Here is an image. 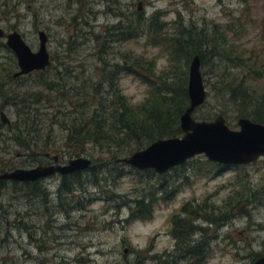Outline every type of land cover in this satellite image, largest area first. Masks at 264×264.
Listing matches in <instances>:
<instances>
[{"label":"rangeland","instance_id":"1","mask_svg":"<svg viewBox=\"0 0 264 264\" xmlns=\"http://www.w3.org/2000/svg\"><path fill=\"white\" fill-rule=\"evenodd\" d=\"M138 1L19 0L12 10V16L20 14L22 17L20 28L33 50L38 42V24L48 27L50 65L47 71L64 64L68 66L71 78H67L68 92H60L59 101L55 103L58 113L49 135L55 136L59 146L49 149L50 159L44 153L31 154L34 157L30 158L25 148L6 138V143L0 145V169L30 168L44 160L52 161L51 156L58 155L63 162L77 156L91 160L100 158L96 166L105 165L106 173L100 174L97 182H94L90 170L82 172L79 181L69 179L73 185L71 193L64 189L58 191L62 180L60 175L36 183L45 189V195L37 189L32 190V195H26L23 189L27 185L21 184V190L17 192L11 182L6 183L0 194V264H154L147 251L148 241L157 237V248L170 243L171 236L166 234L171 225L169 217H180V211L181 216H185V205L192 209L199 207L202 214L210 208L215 212L206 214L212 216L218 225L208 224L202 218L197 221L209 233L219 226L218 239L211 242L212 253L205 264H252L257 255H264V156L241 167H223L218 173L212 170L209 174L195 171L199 164L194 163V156L181 171L167 174L168 186L176 190L171 200L160 203L150 219L127 222L129 201L141 198L147 189L145 183H139L140 174L130 173L127 167H123L124 174L119 178L107 177L112 168L110 165L106 170L109 155L97 149L71 154V148L62 143L65 134L61 127L68 124L63 117L74 112L73 101L80 105L77 112H90L93 107L88 96L97 89L104 73L102 69L109 71L110 65L120 63L122 54L131 52L135 56L156 58L157 71L167 66L164 48L149 40L148 31L123 43L122 34L117 33L108 48L100 49L105 47L104 36L109 39L106 27L117 26L121 21L123 24L125 20L136 21L139 13L142 20H146L154 11H162V19L168 22L165 30L171 32L175 23L193 26L206 32L207 36H220L221 40L233 45L230 57L243 54L249 66L253 60H257L256 67L264 64V0H143L142 9L137 11ZM116 9L122 11L121 16L113 14ZM69 42L72 48H69ZM6 56V52H0V63L10 60ZM205 57L207 60L201 70L208 95L193 116L196 120L210 116L211 121L224 110L227 125L238 129L237 112L241 106L230 101L228 95L221 94L223 85L218 81L224 73L225 78L235 76L245 80L250 73L246 66L219 53H207ZM224 67L228 70L225 71ZM3 68L11 67L0 66V76L5 79L4 89L45 91V81H41L37 72L9 81ZM147 77L153 79L150 75ZM117 83L135 104L145 99L149 89L148 83L131 74H120ZM256 83L264 89V78ZM106 87L104 83L103 89ZM85 100L88 103L83 104ZM45 101L41 99L37 103L36 100L33 106H38L40 112L54 114L49 112L52 108ZM0 109L10 123L18 120L14 107L7 105L0 106ZM184 178L189 181H183ZM237 193V199L230 198ZM220 216L222 219L219 220Z\"/></svg>","mask_w":264,"mask_h":264},{"label":"trees","instance_id":"2","mask_svg":"<svg viewBox=\"0 0 264 264\" xmlns=\"http://www.w3.org/2000/svg\"><path fill=\"white\" fill-rule=\"evenodd\" d=\"M162 13V11H154L151 17L146 20H142V15L139 13L137 14L138 18L135 19L136 21L129 22L125 20L123 24L121 21L115 28L123 36L122 43L148 31L149 40L153 44L164 48L167 56V66L157 71L156 58L153 60L145 58L143 55L135 56L131 52H125L121 56L120 63L115 62L112 66L110 65L109 71H107V68L102 69L104 73L100 76L97 89L91 96H88L89 103L92 102L93 107L90 112H77L76 110L80 105L74 100L72 104L74 112H68L67 116L63 117L64 121H68V124L64 123L61 127L65 134L62 143L71 148V154L97 149V151L109 155L110 160L105 162L106 170L110 168V165H112V168L108 170L107 177L111 175L114 179L119 178L124 174L123 167H127L130 173L140 174L139 183H145L147 189L141 198L129 201L131 204L128 205L130 211L129 218L126 219L127 222L136 219L146 221L152 217L160 203L171 200L176 190L168 186L166 176L170 171H181L189 163L188 159L183 164L159 174L153 169H139L116 160L128 156L135 150L146 147L155 140L178 136L181 133L180 116L189 104L187 93L188 67L194 54L200 56L201 65L207 60L205 54L212 53V55H215L219 53L222 57L225 56L226 59H231L244 67L246 66L247 72L250 73L247 74V80L244 78L238 79L235 76L225 78V73L219 77L218 83L223 85L220 86L221 89L223 88L221 94L223 96L228 95L230 101L241 106L237 112L238 118L247 117L255 122L264 123V89L260 87V83H256L264 78V66H262L264 64L260 63V66L256 67L257 60H253L252 66H249L248 59L243 54H236L235 58L230 57V53L234 51L233 45H229L225 42V39L221 40L220 36L219 38L214 37L212 34L207 36L206 32L196 30L193 26L185 27L182 23H175L174 29L172 28V31L169 32L165 30L168 22L162 19ZM179 20L182 19L179 17ZM115 28L112 29L113 32L116 31ZM116 33L114 32V34ZM217 39L220 40L217 41ZM227 46L228 48H226ZM60 66L61 68H59ZM60 66H56L52 71H47L49 67L42 71H34L42 78L41 81H45V91L19 92L15 88V90L4 89L5 79L0 76V97L2 100L0 106L10 105L14 107L18 115V120L9 125L3 124L0 117V145L2 142L6 143V138H9L15 144L25 148L29 152L27 156L30 158L34 157L31 154L35 156L43 153L44 155L49 154V149L59 146L55 142V136L49 134L53 132L54 119L56 113H58L55 109V103L59 101L60 92L64 90L68 92L69 89L66 87L67 78H71L68 66L64 64ZM3 69L6 74L5 77L9 81H17L20 78V76H13L14 71L12 68ZM224 70L226 71L228 68L224 67ZM48 72L53 75H49ZM65 73L66 76H62ZM120 74L135 75L149 84L144 100L137 104L130 101L117 83ZM147 75L152 76L153 79L147 77ZM104 83L107 84L105 89H103ZM73 88L74 86L71 89ZM41 99L46 100L45 102L49 104L48 107L52 108L49 112H54V114L40 112L38 106H33L34 101L37 100V103H39ZM86 103H88L87 100L83 102V104ZM221 113L225 116L224 110ZM203 119L209 120L211 118L210 116H204ZM44 134L46 135L45 138L42 137ZM195 159L193 160L194 163L199 164L195 167V171L204 174H209L212 170L218 173L225 167L223 164L209 161L202 154L195 156ZM34 160L36 159L33 158ZM99 160L98 158L92 160V165L88 169L66 175H71L73 176L71 179L75 178L79 181L77 175L90 170L94 182H97V177L106 173L103 168L105 165L96 166ZM39 180L9 181L0 179V194L6 183L11 182L12 187L17 192L21 190V184H27L23 189L26 195H32L33 189H37L45 195V189L36 184ZM68 180V177H62L58 191L64 189L67 193L72 192L73 185L71 186ZM187 180L189 181V178H184L183 181L186 182ZM238 196L237 193L230 198L237 199ZM187 207L186 205L183 207V209L185 208L183 210L185 216H173L172 219L183 222V228L186 227L184 225L185 220L195 218L196 209ZM203 212L205 222L214 220L212 216L206 214L215 213L211 208ZM218 219L220 220L222 217L220 216ZM224 220H227V218L224 217ZM204 231L206 234V230ZM208 246L209 244L205 242L204 248L206 250Z\"/></svg>","mask_w":264,"mask_h":264},{"label":"water","instance_id":"3","mask_svg":"<svg viewBox=\"0 0 264 264\" xmlns=\"http://www.w3.org/2000/svg\"><path fill=\"white\" fill-rule=\"evenodd\" d=\"M138 4L141 7V1ZM43 34L40 33L41 43L38 51H32L19 34L8 35L7 43L14 50L19 65L14 73L15 77L35 70H44L50 65L46 36ZM187 93L189 104L180 116L181 135L155 140L116 161L139 169H153L160 174L201 154L209 161L226 166L249 164L264 156V123L239 117L238 129H232L221 113L211 121L194 118V111L204 103L207 95L198 54H194L189 63ZM0 116L3 124H9L10 121L4 112H1ZM91 165L90 158L77 156L69 159L65 165L39 164L30 168L2 171L0 179L36 181L56 173L70 174L85 170ZM252 264H264V255L258 257Z\"/></svg>","mask_w":264,"mask_h":264},{"label":"flooded vegetation","instance_id":"4","mask_svg":"<svg viewBox=\"0 0 264 264\" xmlns=\"http://www.w3.org/2000/svg\"><path fill=\"white\" fill-rule=\"evenodd\" d=\"M19 0L14 1L12 3V0H0V52H6L8 56L7 59H10L8 61H5L3 63H0L1 67H11V68H16V70L13 72L14 73L18 70L19 65L17 61V57L14 53V50L9 46L8 42V35L17 33L21 37V39L30 47L32 51H38L40 48V43H41V38H40V33H44L43 35L46 36V48L48 46V27L41 25L40 23L38 24L39 28L36 30L38 42L36 43V49L33 50V48L29 45L27 40L25 39V36L23 35V32L21 31L20 28V20L22 17L20 14H15L12 16V13L16 7ZM118 3V0H113ZM139 1H141V7L139 6ZM137 2V10L140 11L142 9L143 0H139ZM11 13V14H10ZM114 15L116 16H121L122 11L119 9H116V11L113 12ZM15 19V21H12V19ZM40 20H38L39 22ZM88 23V22H86ZM116 26V25H115ZM115 26H111L110 28V33H109V28L106 27V30L109 34V39H107L106 36H104V43L105 47L100 48L103 50V48H108L110 46V41H114L115 35H117L118 30L115 28ZM115 28L117 32L114 34L112 29ZM41 37H43L41 35ZM44 39V38H42ZM69 48H72L71 42H69ZM48 51V49H47ZM49 52V51H48ZM104 52V51H102ZM22 76V75H20ZM15 77V76H14ZM2 112V111H0ZM1 117V116H0ZM10 123V122H9ZM8 125V124H7ZM47 159H50V155L47 153L45 154ZM52 161L49 160H44L41 164L42 165H65L68 163L63 162L60 160V157L58 155H53L51 156ZM54 175H60V177L64 178L65 176L68 177V179H71V175H66V174H54ZM52 175V176H54ZM78 179L81 177L80 175H77ZM46 180V178H42L41 180ZM41 182L40 180L37 181L36 183ZM27 185V184H24ZM184 210V209H183ZM181 211H180V216H181ZM186 219V217H184ZM203 221V214L201 212V209L199 207H196L195 210V218L190 219V220H185V228H183V225L180 220H172V218L169 217V223L171 224L169 229L166 231V234L171 236V242L168 243L167 245H164L162 248H157L155 241L156 238H151L148 241V247L147 251H149V257H151L152 261L154 264H205V260L208 259L211 255V249L213 248L211 246V242L214 240L218 239V228L219 226H216L212 233H209L208 229L205 228V226L201 222H197L198 219H201ZM180 224V226H178ZM208 224H214L218 225V223L214 220L208 221ZM181 227V229H179ZM206 234L205 231L206 230ZM226 239H230V236H225ZM208 243L209 246L207 247V250L204 248V243ZM261 256V255H260ZM257 257L251 262L253 263L258 257Z\"/></svg>","mask_w":264,"mask_h":264}]
</instances>
